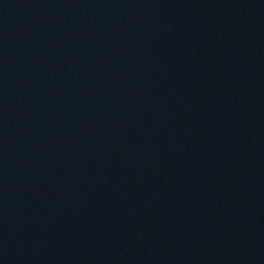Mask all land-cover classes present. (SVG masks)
I'll list each match as a JSON object with an SVG mask.
<instances>
[{
  "label": "water",
  "instance_id": "water-1",
  "mask_svg": "<svg viewBox=\"0 0 264 264\" xmlns=\"http://www.w3.org/2000/svg\"><path fill=\"white\" fill-rule=\"evenodd\" d=\"M0 264H264V34L90 0L0 49Z\"/></svg>",
  "mask_w": 264,
  "mask_h": 264
}]
</instances>
